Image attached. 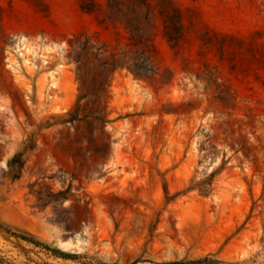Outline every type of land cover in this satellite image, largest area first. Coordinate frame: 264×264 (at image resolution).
<instances>
[{"label": "rangeland", "instance_id": "obj_1", "mask_svg": "<svg viewBox=\"0 0 264 264\" xmlns=\"http://www.w3.org/2000/svg\"><path fill=\"white\" fill-rule=\"evenodd\" d=\"M214 261L264 264V0H0V264Z\"/></svg>", "mask_w": 264, "mask_h": 264}, {"label": "trees", "instance_id": "obj_2", "mask_svg": "<svg viewBox=\"0 0 264 264\" xmlns=\"http://www.w3.org/2000/svg\"><path fill=\"white\" fill-rule=\"evenodd\" d=\"M19 236V235H17ZM20 238L24 239L25 241L27 242H30V243H34L36 245H41V243H38V241H34V239H31L29 237H24V236H19ZM58 252V251H56ZM58 254L61 256V257H64V258H76L77 255L75 254H70V253H62V252H58ZM213 264H220L219 261H214Z\"/></svg>", "mask_w": 264, "mask_h": 264}]
</instances>
